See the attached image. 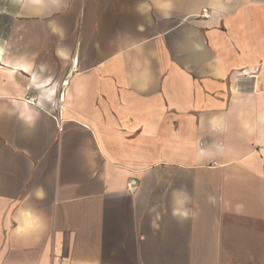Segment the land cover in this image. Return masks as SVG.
I'll use <instances>...</instances> for the list:
<instances>
[{"label": "crops", "instance_id": "obj_1", "mask_svg": "<svg viewBox=\"0 0 264 264\" xmlns=\"http://www.w3.org/2000/svg\"><path fill=\"white\" fill-rule=\"evenodd\" d=\"M11 17L0 264H264V0Z\"/></svg>", "mask_w": 264, "mask_h": 264}, {"label": "rangeland", "instance_id": "obj_2", "mask_svg": "<svg viewBox=\"0 0 264 264\" xmlns=\"http://www.w3.org/2000/svg\"><path fill=\"white\" fill-rule=\"evenodd\" d=\"M18 3L19 0H0V55L2 53L1 40L9 28L11 15L18 10Z\"/></svg>", "mask_w": 264, "mask_h": 264}, {"label": "built area", "instance_id": "obj_3", "mask_svg": "<svg viewBox=\"0 0 264 264\" xmlns=\"http://www.w3.org/2000/svg\"><path fill=\"white\" fill-rule=\"evenodd\" d=\"M203 18H209L210 14L207 11H204L201 15ZM32 102V100H31ZM127 188L129 190H134L137 188V181L136 180H129L128 184H127Z\"/></svg>", "mask_w": 264, "mask_h": 264}]
</instances>
